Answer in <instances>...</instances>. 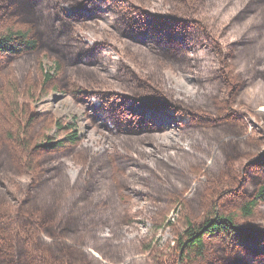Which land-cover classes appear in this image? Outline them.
Here are the masks:
<instances>
[{
  "label": "trees",
  "instance_id": "trees-1",
  "mask_svg": "<svg viewBox=\"0 0 264 264\" xmlns=\"http://www.w3.org/2000/svg\"><path fill=\"white\" fill-rule=\"evenodd\" d=\"M0 264H264V0H0Z\"/></svg>",
  "mask_w": 264,
  "mask_h": 264
},
{
  "label": "rangeland",
  "instance_id": "rangeland-1",
  "mask_svg": "<svg viewBox=\"0 0 264 264\" xmlns=\"http://www.w3.org/2000/svg\"><path fill=\"white\" fill-rule=\"evenodd\" d=\"M64 9L68 12H71L69 10V7H67L66 5L64 6ZM75 12H79V10L76 9ZM112 19L113 16L111 13H105V15L99 20V28H102L105 31L112 32ZM166 74L168 75L170 84L178 93L185 96H193L195 92V84L192 77L180 71L172 72L167 70ZM35 105L38 111H50L55 115V117L61 118L68 123L75 124L77 129L84 137V144L92 147L93 151L110 147V133H107L104 129L96 130L95 128H93L83 114L85 106L83 104L75 103L72 100L71 96H69L68 94L51 92L50 94L39 98ZM246 123L250 130L256 126L253 120L249 117L246 118ZM108 128L111 129L112 133L113 127L110 123H108ZM157 137L161 143L169 145L177 141V132L174 129L167 127L165 131L158 133ZM146 150L150 151V148L146 147ZM68 164L69 176L71 178H74L77 172V168L74 167L70 161H68ZM28 178V175H24L22 177H19L18 180L25 181L28 180ZM177 209L178 207L175 206L169 212L165 219V224L159 229L156 234L157 237H161L162 239H171L170 227L166 223L168 221L174 220L177 215ZM139 219L140 217L137 218L133 225L125 227L124 232L126 236H141L145 233L147 229L146 225H144V222Z\"/></svg>",
  "mask_w": 264,
  "mask_h": 264
}]
</instances>
